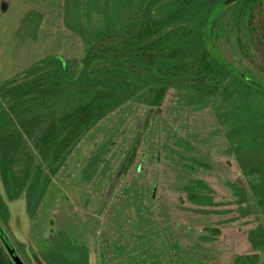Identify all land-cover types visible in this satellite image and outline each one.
<instances>
[{"label": "rangeland", "instance_id": "1", "mask_svg": "<svg viewBox=\"0 0 264 264\" xmlns=\"http://www.w3.org/2000/svg\"><path fill=\"white\" fill-rule=\"evenodd\" d=\"M65 1L0 0V83L51 56L63 58L72 77L86 51L79 26L95 38L108 34L98 13L114 0ZM214 5L192 0L183 17L145 21L132 39L103 36L91 53L128 71L124 95L59 158L41 137L59 129L61 141L68 111L105 87H53L52 69L44 96H30L13 118L22 142L7 159L11 187L21 192L4 196L0 225L25 264H35L32 252L50 258L72 246L86 249L89 264H264V89L237 71L264 82V54L233 7L218 14L212 33L228 63L211 52L205 28ZM139 14L136 3L121 11L128 25ZM160 60L180 65L160 68ZM108 65L98 63V75ZM188 73L201 75V89ZM147 80L169 88L159 110ZM188 193L210 198L192 202Z\"/></svg>", "mask_w": 264, "mask_h": 264}, {"label": "trees", "instance_id": "2", "mask_svg": "<svg viewBox=\"0 0 264 264\" xmlns=\"http://www.w3.org/2000/svg\"><path fill=\"white\" fill-rule=\"evenodd\" d=\"M65 2L67 4L68 0ZM263 2L264 0H239L228 4L225 0H214V9L205 28V41L209 50L216 54L218 58L220 57L219 52L212 43V33L216 25L218 14L225 8L233 7L234 13L246 17L250 27L249 32L252 38H254L256 49L264 54V21L261 20V22H256L258 10L262 7ZM129 3H136L140 7V14L132 19L130 25L124 21L123 16L121 15L122 9ZM191 5L192 0H114L111 3L110 10L105 11L100 8L98 13L102 15L101 18H104L102 20L105 23L102 24L101 30L107 28L106 30L108 34H102L100 37L95 38L91 28L79 26L80 29L78 33L87 41V43L85 54L79 64V69L74 76H69V69L63 58L51 56L29 66L18 78L9 79L0 83V135L2 134V136H0V207L7 210V205L4 199L5 195L7 198H11L13 196H18L21 192L17 187H11L13 174L10 171L9 160L7 159V156H9V148L14 147L15 152H17L19 143L22 142L21 136L16 132L11 131L13 118H20L22 114L27 111V101L30 96L32 97L35 94L37 97L44 96L43 93L47 84L46 81H44V77L49 76V72L52 73L50 70L53 69V73L49 76L52 78L53 87L64 88L66 86L70 87L73 84H81L84 86H102L107 89L85 93L86 96L82 98L78 105L68 111L63 121L60 122V127L62 126L63 129L67 130V134L61 141H57V138L61 136L59 129L58 131L53 132L51 136L47 135L46 137H41L47 154L52 152L54 153V157L56 156V158H59L63 150L73 145L82 134L101 120L109 112L112 106L124 95L121 80L123 79V76L129 75L128 71H125L126 69L122 67L112 66L111 64L114 62L112 58H103L98 55H93L91 53V48L95 44L101 43L104 39L103 36L106 35L108 37H117L118 40L132 39L136 37L139 31H141V27L145 21H152L158 18L163 20L179 19L186 14L191 8ZM67 7H71V5L69 6L67 4ZM72 14L73 18L77 19L79 22L80 18L77 16L75 10ZM166 20L164 22H166ZM98 21L100 20H93L94 24ZM117 25L120 26L119 28H121V30H119V32L112 31L111 28H114ZM71 28L76 30V28ZM222 58L219 59L222 60ZM222 61L228 63L225 59ZM100 62H108L111 65H108L101 70L106 74L98 75L97 72H99V69L97 68V64ZM138 63L141 67H145L140 61ZM73 64H75V61L71 62L70 70L73 69ZM178 65L180 64L174 61H159L160 68L176 67ZM237 71L246 81L264 89L263 81L256 79L244 71ZM157 74L160 75V73ZM131 75L135 78L138 76L134 74ZM187 77L197 82L198 89H201L204 85V79L197 73H188ZM18 82H21L20 84L23 85H17ZM41 83L43 85H41ZM147 83L152 86V94L150 97L151 103L153 106L157 107V110H159L163 106L169 88L156 81L147 80ZM32 85H34L35 90H33ZM58 150L59 153L57 154ZM30 176L28 178H30ZM39 183V180L38 182L36 180V184H33V186H35L34 190L39 186ZM187 197L192 202H202L203 200L208 201L210 198L208 195L200 193H188ZM4 219L6 220V216ZM71 249L72 255H68V253L63 252L60 249H52L50 258L43 255V260L46 264H89L86 249L81 250L75 246H72ZM73 254L76 256H73ZM0 264H14L1 240Z\"/></svg>", "mask_w": 264, "mask_h": 264}, {"label": "water", "instance_id": "3", "mask_svg": "<svg viewBox=\"0 0 264 264\" xmlns=\"http://www.w3.org/2000/svg\"><path fill=\"white\" fill-rule=\"evenodd\" d=\"M237 1L239 0H225V2L228 4H231ZM0 240L14 264H25L20 254L16 250L14 244L12 243L10 238L7 236V234L5 233L1 225H0ZM32 257H33L35 264H46L42 258H40L38 255H36L33 252H32Z\"/></svg>", "mask_w": 264, "mask_h": 264}]
</instances>
